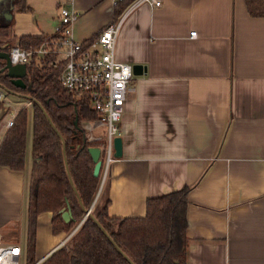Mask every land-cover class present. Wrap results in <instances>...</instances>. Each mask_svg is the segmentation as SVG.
I'll return each mask as SVG.
<instances>
[{
	"label": "crops",
	"instance_id": "obj_1",
	"mask_svg": "<svg viewBox=\"0 0 264 264\" xmlns=\"http://www.w3.org/2000/svg\"><path fill=\"white\" fill-rule=\"evenodd\" d=\"M26 3L30 11L13 12V35L6 39L12 45L23 35H55L63 4L79 14L72 28L77 41L114 18L112 0ZM247 3H144L126 17L117 38L116 58L143 67L129 83L123 154L107 172L108 213L144 216L148 198L190 186L188 264H264V16H252ZM0 102L3 139L9 114L33 105L6 91ZM33 168L29 135L24 169L0 166L4 241L16 224L27 243ZM52 217V211L38 216L37 260L70 240L69 232H53Z\"/></svg>",
	"mask_w": 264,
	"mask_h": 264
},
{
	"label": "trees",
	"instance_id": "obj_2",
	"mask_svg": "<svg viewBox=\"0 0 264 264\" xmlns=\"http://www.w3.org/2000/svg\"><path fill=\"white\" fill-rule=\"evenodd\" d=\"M131 0L114 6L120 16ZM252 16H264L262 0H248ZM26 0H0V50L10 51L13 12L30 11ZM53 35L52 37H54ZM50 36L23 35L18 44L33 48ZM55 55L33 58L27 65L26 87L12 83L0 71V84L9 93L29 98L33 105L34 168L28 205L27 260L35 264L37 220L52 211L53 232L71 233L66 244L38 264H188L187 209L190 186H184L146 202V214L116 217L108 213L102 172L94 175L86 124L98 117L89 96L63 87ZM2 102H0V105ZM28 110L16 115L0 143V166L23 170L26 158ZM100 193L94 202L100 186ZM103 190V191H102ZM71 210L72 219L62 217ZM90 210L89 213L87 211Z\"/></svg>",
	"mask_w": 264,
	"mask_h": 264
},
{
	"label": "built area",
	"instance_id": "obj_3",
	"mask_svg": "<svg viewBox=\"0 0 264 264\" xmlns=\"http://www.w3.org/2000/svg\"><path fill=\"white\" fill-rule=\"evenodd\" d=\"M115 4L124 0H112ZM161 6L163 0H131L120 16L113 18L96 35L85 41H77L72 36V28L77 21L78 12L68 6L61 5L56 18L54 37L45 39L40 45L25 48L19 44L12 45L9 54L12 63L29 64L33 58L38 60L47 54L55 55L54 65H60L59 79L64 88L89 96L90 108L98 117L86 124V138L93 146L101 149L102 184L111 162L115 156V138L120 135L121 121L129 83L133 78V67L116 58V43L120 28L126 17L139 5ZM191 36L196 35L192 31ZM16 114L11 113L6 119L5 127L13 125ZM2 135L0 134V143ZM68 236L66 241L77 230ZM23 248L18 243L4 241L0 233V264H20ZM37 260L44 261L48 256Z\"/></svg>",
	"mask_w": 264,
	"mask_h": 264
},
{
	"label": "water",
	"instance_id": "obj_4",
	"mask_svg": "<svg viewBox=\"0 0 264 264\" xmlns=\"http://www.w3.org/2000/svg\"><path fill=\"white\" fill-rule=\"evenodd\" d=\"M142 67L143 66H141V65H134L133 66V73L137 74L138 70H140V68H142ZM27 68H28V66L25 63H16V64L12 63L9 51H1L0 50V71L6 72L8 77H10L12 83L15 84L16 86L23 87V88L26 87V83H25L24 79L27 75ZM4 91L8 92V89L5 86H3L2 84H0V99H1V96L3 95ZM89 151H90L92 158L95 162L93 173L95 176H98L101 173V169H102V165H103V160L101 157V149L98 146H91V147H89ZM122 154H123V141H122V137L119 135L115 138L114 156L119 158L122 156ZM101 187H102V184L100 186L99 192H98L94 202L96 201V199L100 193ZM89 212H90V210L87 211V213H89ZM62 217L64 218V220L66 222H69L72 219L71 210L68 209V210L63 211Z\"/></svg>",
	"mask_w": 264,
	"mask_h": 264
},
{
	"label": "rangeland",
	"instance_id": "obj_5",
	"mask_svg": "<svg viewBox=\"0 0 264 264\" xmlns=\"http://www.w3.org/2000/svg\"><path fill=\"white\" fill-rule=\"evenodd\" d=\"M20 100L24 101V99H20ZM9 106H14V105L12 103V105L9 104ZM27 106H28L27 107V110H28L27 138L30 135V148H31L32 147V136H33V128H32V126H33V111H32L31 105L30 106L27 105ZM17 107H21V106H17ZM0 108H1V106H0ZM106 179H107V175H106ZM28 197H29V193H28ZM17 228H18V226L16 224L13 225L12 230H11V232L9 234V235H11V238H10L9 242L18 243V241L20 239V245L23 248V254H22V257H21L20 264H28V260H27V243H26V240H25V235L24 234L19 235V229L17 230Z\"/></svg>",
	"mask_w": 264,
	"mask_h": 264
}]
</instances>
